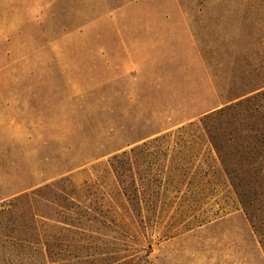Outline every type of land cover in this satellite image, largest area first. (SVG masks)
Segmentation results:
<instances>
[{
  "label": "rangeland",
  "instance_id": "1",
  "mask_svg": "<svg viewBox=\"0 0 264 264\" xmlns=\"http://www.w3.org/2000/svg\"><path fill=\"white\" fill-rule=\"evenodd\" d=\"M261 86L264 0H0V264L63 259L73 204L116 221L81 241L91 264H264L205 140L141 145ZM117 149L143 197L133 211L195 181L204 223L168 237L165 219L130 223Z\"/></svg>",
  "mask_w": 264,
  "mask_h": 264
},
{
  "label": "trees",
  "instance_id": "2",
  "mask_svg": "<svg viewBox=\"0 0 264 264\" xmlns=\"http://www.w3.org/2000/svg\"><path fill=\"white\" fill-rule=\"evenodd\" d=\"M242 96L243 98L236 102L216 105L205 110L195 116L197 119L193 122L180 126L175 131L160 134L141 145L181 147L180 145H199L200 141L205 140L206 145H210L215 153L216 160L229 180L233 193L247 215L252 228L259 236L264 251V86L244 93ZM117 151L118 149L114 153ZM130 154L122 151L113 154L108 160L109 167L118 179L121 193L128 205L127 214L130 223L132 221L137 223L138 217L139 222L142 218L144 226L146 223L157 224L165 219L169 229L163 237H168L179 229L187 228L191 223H204L205 217L200 215L195 217V214H192L202 207L201 198L197 193L199 189H202L203 184L195 181L186 183L180 180L167 181L173 188L186 184L192 187L194 192L180 193L178 190L175 196L153 195L152 199L148 200V204L151 206L160 204L159 211L151 209L145 214H141V211H133L134 206L141 205L143 197L136 189L132 175L126 169ZM173 164L182 168L186 163L183 159H178ZM148 182L151 181L147 180V184ZM172 204L171 210L174 209V211L171 213L168 211L170 214L168 216V212L164 211L163 207L167 208ZM99 217L92 216L89 211L82 210L79 205H70L64 230L72 236L73 240L64 247L66 255L63 259L53 260L49 257V262L51 264L95 263L93 255L89 254L91 246L88 243L92 242L81 243V241L89 240L88 238L96 239L93 234L104 236L98 231L101 228L96 227L95 224L104 226L106 223L116 222L115 219H109L104 215H99ZM78 235H80V240L77 241L74 238Z\"/></svg>",
  "mask_w": 264,
  "mask_h": 264
}]
</instances>
